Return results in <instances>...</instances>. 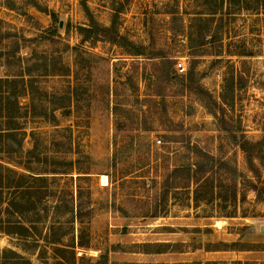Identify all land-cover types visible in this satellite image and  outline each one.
Masks as SVG:
<instances>
[{
  "label": "rangeland",
  "instance_id": "rangeland-1",
  "mask_svg": "<svg viewBox=\"0 0 264 264\" xmlns=\"http://www.w3.org/2000/svg\"><path fill=\"white\" fill-rule=\"evenodd\" d=\"M12 1L0 0V78L23 83L2 87L0 111L16 117L7 143L20 149L10 154L46 178L36 184L47 195L28 214L37 234L64 232L62 258L73 251L75 264H264V200L252 189L264 186V165L250 163L229 131L262 140L264 154V11H237L227 0H85L88 12L80 0ZM90 16L97 39L79 29ZM123 38L145 54H128ZM192 51L190 87L183 74ZM240 72L243 87L233 105L223 103L225 80ZM202 152L223 165L206 167ZM8 154L0 161L17 168ZM201 164H212L214 192L225 199L195 202L184 170ZM154 242L169 251L145 252ZM233 242L247 249L228 248ZM21 243L0 233V250L36 261Z\"/></svg>",
  "mask_w": 264,
  "mask_h": 264
},
{
  "label": "trees",
  "instance_id": "trees-1",
  "mask_svg": "<svg viewBox=\"0 0 264 264\" xmlns=\"http://www.w3.org/2000/svg\"><path fill=\"white\" fill-rule=\"evenodd\" d=\"M81 5L84 9V11L88 12V8L86 5L85 0H80ZM228 5H233L236 7L237 11L242 10H256L264 11V0H227ZM5 5L8 8L14 7V2L12 0H5ZM32 6H34L39 11L45 12L46 14H49L50 16L54 17V14L49 12L46 8H43L40 6L37 2L33 1ZM220 9L222 10V4L220 5ZM48 11V12H47ZM212 14H216L217 10H213L210 12ZM90 23L92 24L88 27H80V31L83 33L84 39L93 38L97 39V30H99V27L97 26L96 22L93 20V18L90 16ZM112 25L111 28L114 27V21L111 22ZM106 30V29H104ZM85 34V36H84ZM120 38H122L120 36ZM124 42L121 44L123 47L127 48L128 54H134V55H142L145 54L143 52L142 47L139 45H136L132 41L123 38ZM115 41V40H114ZM118 43V41L116 42ZM195 52H190L193 62L188 66L184 76L186 78V81L191 84L190 87H192L193 81H196V73L194 72L195 68ZM152 55V54H150ZM242 55V54H239ZM244 55V54H243ZM176 72H173L174 75ZM240 72L237 74V76H234L233 74L225 80V84L222 87V91L219 95L221 101L223 103H230V105H233L234 102V96L235 93L240 90L243 87V76ZM167 74V71H166ZM168 75L171 76V74ZM182 75V76H183ZM22 82L23 80H19V78H0V94L2 93V87L3 86H16L17 83ZM194 85V84H193ZM23 86V85H22ZM196 93L200 94L201 91L203 93H206L207 91L203 90V87L200 83H196ZM260 88L264 89V83L263 86H260ZM24 91V89H23ZM14 94H11L14 99H17L18 95H21L22 92H12ZM10 94V93H9ZM6 98H9L8 94H6ZM208 107V106H207ZM213 116L218 117L216 115V112L209 108ZM0 116L5 118L6 127L2 130L0 128V153L6 152L9 153L7 155V159L5 161L13 166H16L17 168H13L11 166L6 165V163L0 161V233L7 234V235H16L20 239H22V243L20 244V249L29 252L31 254H36V261L31 260V258H28L24 256L22 253L12 249V248H3L0 250V264H47L46 257L44 256V252H46V245L51 246L52 251V257L53 262L50 264H75V258L73 255V251H70L72 253L71 260H64L62 257H64L65 252L67 251L66 246L59 245L62 236L64 235V232H62L60 235H55L53 232V235L49 237L50 235V229L48 233H45L41 236V233L37 234L36 225L32 220L29 219L28 214L35 212L36 204L34 201V198H38L39 201L42 198H45L47 195L46 190H44L42 187L46 182V178L43 177L41 173H34L30 167H24L22 166V162L20 161L19 156L10 154L13 152L19 151L20 147L19 144H16V147L12 149L9 148L11 143H7L9 139H16V117L14 115H10L6 112L0 111ZM221 121L223 120L222 116ZM232 127L229 128V131L231 132L232 138L234 141L240 146L241 150L247 155L248 161L252 163L253 159H257L261 164L264 165V154L262 149V140H255L251 141L247 139L244 134H241L239 136H236V134L232 131ZM28 154V155H27ZM26 157L28 156V161L32 159L31 156H33V150H27L25 153ZM202 156L206 158V167L209 166L210 162H216L219 165H223L221 160L213 158V156L202 152ZM4 161V160H3ZM69 166L71 168V163H69ZM212 164L209 168L203 169L204 166L201 164L200 166L197 165L195 168H192V166H188L184 171L186 175L188 176V179L194 183V192H193V199L195 202L198 200H205V201H211L214 199H225V196L220 194H215L214 192V185L213 181L211 180V168ZM56 169V168H55ZM55 169H53L52 173H56ZM61 171H67L63 170L64 168H60ZM177 170H174L176 172ZM40 182L41 184L37 185L36 183ZM252 189L256 192V198L258 200H264V186L263 185H252ZM234 198H235V191L233 192ZM36 214L38 212H35ZM40 219V218H39ZM35 229V231L32 230ZM52 229V227H50ZM40 239H42L44 242L39 244ZM59 243V244H58ZM80 245H83L81 242ZM151 246L148 250H144L147 253H163L169 251V244L165 242H154V243H146L145 246ZM210 245V244H207ZM227 246V244H225ZM230 249L234 250H245L244 243L240 242H233L230 245L227 246ZM207 250H216V249H226V248H210L207 246ZM59 255V256H57ZM106 259V256H104ZM106 263V262H105ZM197 264H200L199 262H196Z\"/></svg>",
  "mask_w": 264,
  "mask_h": 264
},
{
  "label": "built area",
  "instance_id": "built-area-1",
  "mask_svg": "<svg viewBox=\"0 0 264 264\" xmlns=\"http://www.w3.org/2000/svg\"><path fill=\"white\" fill-rule=\"evenodd\" d=\"M177 66L179 67L180 70L185 69V65H183L182 62H178V63H177ZM157 141H158V140H157Z\"/></svg>",
  "mask_w": 264,
  "mask_h": 264
},
{
  "label": "water",
  "instance_id": "water-1",
  "mask_svg": "<svg viewBox=\"0 0 264 264\" xmlns=\"http://www.w3.org/2000/svg\"><path fill=\"white\" fill-rule=\"evenodd\" d=\"M60 25H61V23H60ZM258 228H259L260 231H264V223L263 224H259Z\"/></svg>",
  "mask_w": 264,
  "mask_h": 264
},
{
  "label": "bare ground",
  "instance_id": "bare-ground-1",
  "mask_svg": "<svg viewBox=\"0 0 264 264\" xmlns=\"http://www.w3.org/2000/svg\"><path fill=\"white\" fill-rule=\"evenodd\" d=\"M104 180V179H103ZM101 182V181H100Z\"/></svg>",
  "mask_w": 264,
  "mask_h": 264
}]
</instances>
